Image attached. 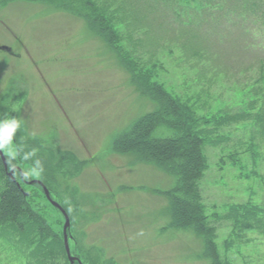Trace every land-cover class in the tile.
Returning <instances> with one entry per match:
<instances>
[{"label":"rangeland","instance_id":"1","mask_svg":"<svg viewBox=\"0 0 264 264\" xmlns=\"http://www.w3.org/2000/svg\"><path fill=\"white\" fill-rule=\"evenodd\" d=\"M244 2L0 0V118H20L14 144L24 135L44 159L1 150L49 228L0 225V264H71L66 218L36 181L70 218L75 264H211L202 235L170 226L171 171L124 150L159 106L151 85L200 119L199 188L220 253L264 264V0ZM245 204L261 221H235Z\"/></svg>","mask_w":264,"mask_h":264},{"label":"trees","instance_id":"2","mask_svg":"<svg viewBox=\"0 0 264 264\" xmlns=\"http://www.w3.org/2000/svg\"><path fill=\"white\" fill-rule=\"evenodd\" d=\"M260 4L264 3L260 2ZM241 5L248 8L244 0H241ZM102 14L106 17L104 12ZM103 23L106 24V18ZM148 92L158 98L159 106L146 113L134 124L132 133H128L123 139L124 144L127 145L124 150L126 152L134 150L140 156H149L171 171L175 182L173 186L163 191L170 202V226L193 228L197 234L204 237L211 264H230L220 253L215 241L216 228L206 221L205 207L199 188V182L208 166L204 154L207 139L204 130L200 127V119L189 104L166 91L163 85H151ZM19 141V147H22L23 152H29L30 144L26 142L24 135H21ZM117 145L120 147L119 143ZM33 146L36 150L37 146ZM40 150L39 146L35 153L43 160V152ZM15 172L13 176L9 175V168H6L0 155V225L13 226L22 233L27 226L35 225L43 233H48L49 228L34 210L30 203V196L25 193ZM37 185L42 187L41 184ZM231 212L236 222L242 220L251 222L252 219H254L252 222L261 221L260 214H263V210L258 206L247 204L233 206Z\"/></svg>","mask_w":264,"mask_h":264},{"label":"clouds","instance_id":"3","mask_svg":"<svg viewBox=\"0 0 264 264\" xmlns=\"http://www.w3.org/2000/svg\"><path fill=\"white\" fill-rule=\"evenodd\" d=\"M21 129V119L16 117H8L5 115L4 118H0V149L7 151L10 155L15 158L17 155L23 152L22 149H18L14 144V136L17 131ZM35 150L30 152H23L22 159L24 161L31 160L35 156ZM33 172L43 171L41 162L37 159L34 161L31 169Z\"/></svg>","mask_w":264,"mask_h":264},{"label":"water","instance_id":"4","mask_svg":"<svg viewBox=\"0 0 264 264\" xmlns=\"http://www.w3.org/2000/svg\"><path fill=\"white\" fill-rule=\"evenodd\" d=\"M5 48H7V47H5ZM0 155H1V157H2V159L4 161V164L6 165V168H7L6 157H5V155H4V153H3V151L1 149H0ZM14 170L15 169L13 168L11 171H9V175L10 176H13ZM21 177L25 181V178H24L22 172H21ZM36 182H38L39 184L42 185V187L44 188V191H45L46 196L50 199V201L52 202V204L54 206H56L63 213V215L66 218V223H65V227H64L65 248H66V252H67V255H68V258H69L71 264H74L77 259L74 256H72V254L70 252L69 241H68V229H69L70 224H71L70 218H69L66 210L58 202L54 201L51 198L49 190L43 185V183L41 181H36ZM79 263L81 264L80 261H79Z\"/></svg>","mask_w":264,"mask_h":264},{"label":"flooded vegetation","instance_id":"5","mask_svg":"<svg viewBox=\"0 0 264 264\" xmlns=\"http://www.w3.org/2000/svg\"><path fill=\"white\" fill-rule=\"evenodd\" d=\"M9 51H11V50H9Z\"/></svg>","mask_w":264,"mask_h":264}]
</instances>
